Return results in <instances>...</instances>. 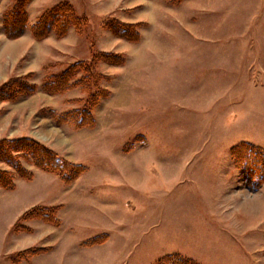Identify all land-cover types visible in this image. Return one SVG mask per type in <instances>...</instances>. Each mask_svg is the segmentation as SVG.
I'll return each mask as SVG.
<instances>
[{"label": "rangeland", "instance_id": "obj_1", "mask_svg": "<svg viewBox=\"0 0 264 264\" xmlns=\"http://www.w3.org/2000/svg\"><path fill=\"white\" fill-rule=\"evenodd\" d=\"M16 1L0 0V141L31 137L82 171L0 153V264H264V164L249 178L233 155L264 159V0H154L138 44L105 30L142 17L137 0H28L10 38ZM60 3L77 24L33 38ZM69 67L65 90L41 89Z\"/></svg>", "mask_w": 264, "mask_h": 264}, {"label": "trees", "instance_id": "obj_2", "mask_svg": "<svg viewBox=\"0 0 264 264\" xmlns=\"http://www.w3.org/2000/svg\"><path fill=\"white\" fill-rule=\"evenodd\" d=\"M28 0H17L8 11L5 12L3 15V30L6 36L13 38L19 36L22 31L25 29L27 24V14L25 10V6ZM76 14L72 10L70 6L66 3H60L57 6L53 7L49 12H47L45 15L41 16L39 19L36 20L35 23L31 25V34L33 38L35 39H41L46 36L50 23H53L55 26V33L58 36H62L66 33L68 27L72 24L75 25L76 23ZM113 24L111 28L112 32L116 35H123L125 38H127L129 41H138L139 39V33L136 31V25L132 23H125L118 19H113ZM134 28V33L131 34L132 37L129 34H126L127 28ZM121 31L124 33H121ZM104 56L110 57L111 54H105ZM124 61V59H121L120 62ZM71 68L69 67L68 70H65L63 75L57 77H53L52 82L47 83L44 82L41 86V89L54 93V92H61L65 90L68 87L67 82L69 81V75L71 72ZM3 89H6L10 87L11 82L8 80L4 83ZM11 88V87H10ZM36 89L35 86H31L30 89L28 88L27 92H33ZM2 90V89H1ZM0 90V92H1ZM19 91H23V88H20ZM24 92V91H23ZM73 113V111H71ZM70 112V113H71ZM70 113H63L58 115H53L58 123H64L68 122L70 119ZM90 124V122H88ZM86 124V122L84 123ZM20 152L23 155H30L33 157V160L35 162V165H37L40 168H43L45 170L51 171V172H63V173H71L68 169L69 164L62 159L60 156L57 155L53 150L46 147L39 141L31 138V137H17V138H10V139H2L0 141V153L6 154L5 158L10 161L11 153L10 152ZM8 154V155H7ZM21 154V155H22ZM233 155L235 157V160L240 161L242 166L244 167V170L247 174V177H251L254 175L255 168L254 166L256 163H260V166L263 171V164L264 159H259L255 151L253 152L251 148L248 147H239L235 148L233 150ZM259 156V155H258ZM14 157H16L14 155ZM261 160V161H260ZM253 162V163H252ZM76 169H73V174L76 175L82 171V168L80 166H76ZM16 168L21 173V175H25L24 169L18 165H16ZM260 174H256V177H259V179L256 181V185L260 184L261 181V172ZM26 177H29L30 174H26ZM261 176V177H260ZM12 178L9 176V173L4 170H0V185L2 187H11L12 184ZM248 183V181H247ZM156 264H196L192 260L183 258L181 256L177 255H169L164 256L159 262Z\"/></svg>", "mask_w": 264, "mask_h": 264}, {"label": "crops", "instance_id": "obj_3", "mask_svg": "<svg viewBox=\"0 0 264 264\" xmlns=\"http://www.w3.org/2000/svg\"><path fill=\"white\" fill-rule=\"evenodd\" d=\"M134 3H135V5L137 4V6H138L137 10L140 11V8H141V10H142L141 13L143 15L142 17H139V18H136V19H133V20H126V21L121 20L120 18H118L115 15H114V17L116 19L122 21V22L135 24L136 27H137V31L139 33L138 41H129L127 39L122 38L119 35L114 34L112 31H110L108 29H105L106 32H108L111 36H113V37H115L117 39H121V40H123L125 42H128L130 44H138L141 41V39L143 37V31H142V27L141 26L145 27L147 23H149V24L153 23L154 15H155V2H154V0H139V1L137 0ZM138 14H140V13H138ZM100 16H101V14H100ZM105 30H103V31H105ZM98 50H100V49H98ZM100 51H106V50H102L101 49ZM106 52H108V51H106ZM116 53L123 54V56L125 57V60H127L128 55H127L126 52L116 51ZM17 218H18V216L15 217V219H17Z\"/></svg>", "mask_w": 264, "mask_h": 264}]
</instances>
